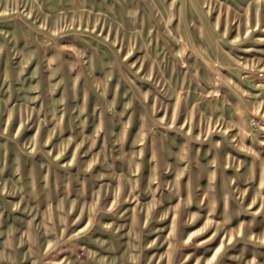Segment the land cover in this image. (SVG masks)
I'll use <instances>...</instances> for the list:
<instances>
[{
	"label": "rangeland",
	"instance_id": "obj_1",
	"mask_svg": "<svg viewBox=\"0 0 264 264\" xmlns=\"http://www.w3.org/2000/svg\"><path fill=\"white\" fill-rule=\"evenodd\" d=\"M0 264H264V0H0Z\"/></svg>",
	"mask_w": 264,
	"mask_h": 264
}]
</instances>
